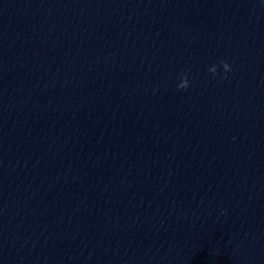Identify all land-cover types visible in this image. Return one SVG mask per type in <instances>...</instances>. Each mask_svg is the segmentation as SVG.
Listing matches in <instances>:
<instances>
[{"label": "clouds", "instance_id": "clouds-1", "mask_svg": "<svg viewBox=\"0 0 264 264\" xmlns=\"http://www.w3.org/2000/svg\"><path fill=\"white\" fill-rule=\"evenodd\" d=\"M225 70V72H229L231 71V65L229 63H227L226 61H221L220 62ZM210 72L212 73H216V65H213L210 69H209ZM186 76V75H185ZM187 77V76H186ZM226 78V77H225ZM189 86V81L188 79H185L184 82L182 84L179 85V88H182V89H187Z\"/></svg>", "mask_w": 264, "mask_h": 264}]
</instances>
